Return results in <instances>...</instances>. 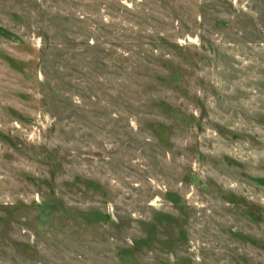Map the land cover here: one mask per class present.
I'll use <instances>...</instances> for the list:
<instances>
[{
  "label": "rangeland",
  "instance_id": "1",
  "mask_svg": "<svg viewBox=\"0 0 264 264\" xmlns=\"http://www.w3.org/2000/svg\"><path fill=\"white\" fill-rule=\"evenodd\" d=\"M0 264H264V0H0Z\"/></svg>",
  "mask_w": 264,
  "mask_h": 264
}]
</instances>
